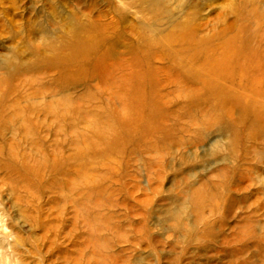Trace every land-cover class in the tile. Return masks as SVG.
I'll return each mask as SVG.
<instances>
[{
  "label": "rangeland",
  "instance_id": "obj_1",
  "mask_svg": "<svg viewBox=\"0 0 264 264\" xmlns=\"http://www.w3.org/2000/svg\"><path fill=\"white\" fill-rule=\"evenodd\" d=\"M263 92L264 0H0V264H264Z\"/></svg>",
  "mask_w": 264,
  "mask_h": 264
},
{
  "label": "bare ground",
  "instance_id": "obj_2",
  "mask_svg": "<svg viewBox=\"0 0 264 264\" xmlns=\"http://www.w3.org/2000/svg\"><path fill=\"white\" fill-rule=\"evenodd\" d=\"M7 1V0H6ZM194 1V0H193ZM192 3V2H191ZM157 5V4H156ZM158 6V5H157ZM87 14V13H86ZM185 20V19H184ZM191 21L189 18L186 19V23L183 22L179 25L180 27V35L179 37H174L172 42L175 40V42L173 43H177V40H184V38L188 37V36H192L194 33V31L196 32L197 30H200L199 27L198 28H194L191 24ZM159 26V25H158ZM176 27V26H175ZM178 27V28H179ZM102 29H105L106 27L104 26H101ZM92 30H97L93 24H84V22H81L80 24L77 25V27L74 29V32H73V36L70 37V39L68 41H66L64 47H61L60 49L59 48H56V49H53L50 51L51 54H49L48 56H46L44 59V64L43 66H47V65H50L52 67H54L55 70H59V77L61 75H69L70 71V68L69 66L70 65H77L76 66V69L74 70H77V69H81V68H84V67H80L79 65H90L91 63V57L93 58V55H95L96 51L99 50V48L102 47V40L104 38V33L101 32L100 30H98V32H94L92 33ZM150 30V29H149ZM154 32H159V36L157 39H153L154 41H158V43H154L156 45V47L158 45H162L161 48H163L164 46V39L165 37L167 36H171L173 37V31H171L169 34H165L163 33V30H159L156 28V30H153ZM225 32V31H224ZM207 39V38H206ZM214 39V38H213ZM153 40H149V42H146L145 46H147V48L150 49L149 45L152 46V41ZM201 40H205V37H202ZM170 41V40H169ZM168 42V41H167ZM179 42V41H178ZM163 43V44H162ZM180 46H181V42H180ZM213 46V45H212ZM145 48V47H143ZM146 48V49H147ZM112 50H114L112 47H111ZM152 49V48H151ZM35 52V51H34ZM107 52V49L105 48L104 50V54ZM144 52V51H143ZM205 52V51H204ZM142 53V52H141ZM102 54L96 64L98 63H102L100 62L101 59H102V56L104 55ZM137 54V53H136ZM154 55V54H153ZM162 56L163 55H158L156 54L155 55V59L156 61L158 62H161L162 59ZM104 57L107 59L108 56L107 55H104ZM137 58V57H136ZM147 58V57H146ZM154 58V57H153ZM164 58V57H163ZM142 59H145L142 57ZM137 61V60H136ZM144 61V60H143ZM147 61V60H146ZM164 61V60H163ZM162 61V62H163ZM104 62V61H103ZM141 63V61H139ZM219 63V62H218ZM9 65H11V62H8ZM190 64V63H189ZM31 65H36V63H33ZM42 65V64H41ZM182 65V64H181ZM191 65V64H190ZM49 67V66H48ZM51 67V68H52ZM67 70V72H66ZM21 72V71H20ZM17 73V72H16ZM24 73V72H23ZM214 73V72H213ZM18 74V73H17ZM199 74V73H198ZM62 77V76H61ZM216 88V87H215ZM213 90V89H212ZM210 90V92L212 91ZM219 90V89H218ZM216 91V90H215ZM255 91V90H254ZM219 92V91H217ZM212 93V92H211ZM216 93V92H214ZM264 93V92H263ZM193 94V93H192ZM220 94V92H219ZM218 94V95H219ZM251 94V93H250ZM249 94V96H250ZM253 94V93H252ZM264 95V94H263ZM254 96V94H253ZM258 99H261L263 98V96L261 97L260 94L258 93ZM260 96V97H259ZM252 97V96H251ZM249 97V98H251ZM256 98V97H255ZM254 100V98H252ZM251 99V100H252ZM186 100V99H185ZM252 100V101H253ZM256 100V99H255ZM254 100V101H255ZM258 101V100H257ZM256 101V102H257ZM262 101V100H260ZM259 101V102H260ZM249 102V101H248ZM256 102H253V103H256ZM246 103V102H245ZM254 105V104H253ZM256 105V104H255ZM255 105L252 106L254 107V110L255 111ZM248 107V106H247ZM246 107V109L248 110V108ZM142 108V107H141ZM250 108V107H249ZM143 109V108H142ZM245 110V108H244ZM10 111V110H9ZM249 112V110H248ZM250 113V112H249ZM255 113V112H254ZM136 114V113H135ZM242 115V114H241ZM248 115V114H247ZM245 114V116H247ZM260 116V115H259ZM260 118V117H259ZM262 118V117H261ZM140 120V119H139ZM260 120V119H259ZM122 122V121H121ZM129 126L132 125V124H128ZM135 125V124H134ZM123 126V125H122ZM120 126V127H122ZM124 127V126H123ZM127 127V126H126ZM126 129V128H125ZM124 130V129H123ZM134 131V130H133Z\"/></svg>",
  "mask_w": 264,
  "mask_h": 264
}]
</instances>
